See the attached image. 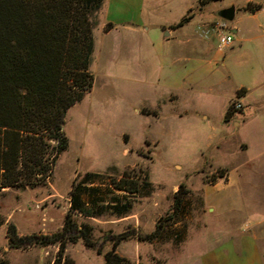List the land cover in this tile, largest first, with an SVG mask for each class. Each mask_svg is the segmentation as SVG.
Masks as SVG:
<instances>
[{
  "label": "rangeland",
  "instance_id": "374dc122",
  "mask_svg": "<svg viewBox=\"0 0 264 264\" xmlns=\"http://www.w3.org/2000/svg\"><path fill=\"white\" fill-rule=\"evenodd\" d=\"M154 1L145 6L154 9V17L178 22L197 0ZM245 1L195 6L188 14L191 17L171 35L173 39L159 48L161 73L155 74L148 67L153 61L147 59L144 77L137 68L138 37L124 41L111 35L102 41L96 28L101 5L90 18L95 41L88 70L93 81L65 113L66 148L44 183L0 189V262L55 264L59 259L60 264H104L102 255L122 235L115 252L129 264H191L204 250L198 244L203 233H215L218 225V211H205L202 189L216 180L211 177L219 170L224 143L234 146L244 136L251 152L264 140L257 141L251 98L242 99L243 91L236 96L240 87L254 96L256 75L264 69V36L259 29L264 27V0H255L262 7L257 12L237 11L226 22L229 28H238L236 34L230 33L229 45L211 35L218 52L215 63L202 61L207 59L202 48L196 46L190 53L179 42L190 38L198 45L205 40L197 35L199 24L218 22L221 10ZM247 99L249 105L243 106ZM235 102L241 109L223 122L225 110ZM244 117L248 118L242 124ZM124 171L139 182L138 193L129 195L108 186V179H118ZM86 173L99 174L89 177L91 184H81L85 192L81 210L90 216H74L76 228L64 236L62 252L57 244L10 246L9 224L18 237L60 232L71 185L84 181ZM180 185L182 203L172 213L173 195ZM212 194L208 200L216 205ZM157 223L162 229L156 238L147 239ZM79 231L93 244L91 248L77 238Z\"/></svg>",
  "mask_w": 264,
  "mask_h": 264
},
{
  "label": "trees",
  "instance_id": "16d2710c",
  "mask_svg": "<svg viewBox=\"0 0 264 264\" xmlns=\"http://www.w3.org/2000/svg\"><path fill=\"white\" fill-rule=\"evenodd\" d=\"M211 1L218 0H198L197 7ZM102 4L103 0H0V189L44 183L56 158L66 148L62 131L65 113L92 85L88 70L93 49L90 18ZM260 9V4L250 2L243 8L250 14ZM189 17L185 16L174 27L181 26ZM110 27L106 24L104 30ZM242 91L237 90L236 96ZM232 112L230 105L223 122L230 119ZM98 175L86 173L81 183L73 181L60 232L18 237L9 224L10 246L18 248L25 242L57 244L58 252H62L64 236L76 228L74 216H90L81 210V195L85 193L81 184H91L89 177ZM222 175L223 170L219 169L211 178ZM108 181L113 190L129 195L140 189L139 182L125 171L118 179ZM181 187L173 195L172 213L182 203ZM161 229L157 223L147 239L156 238ZM77 238L85 247L93 246L80 231ZM123 238L116 237L102 255L104 264H129L115 252L117 242ZM55 264H60L59 259Z\"/></svg>",
  "mask_w": 264,
  "mask_h": 264
},
{
  "label": "crops",
  "instance_id": "0c3cea01",
  "mask_svg": "<svg viewBox=\"0 0 264 264\" xmlns=\"http://www.w3.org/2000/svg\"><path fill=\"white\" fill-rule=\"evenodd\" d=\"M154 2V0H103L100 20L96 26L101 32L102 41L103 38L111 35L124 41H132L138 37L140 48L137 68L141 71L142 77L146 74L147 59L153 61L148 67L155 74L161 73L163 64L159 48L173 39L171 35L177 33V30L183 26L174 27L181 19L175 22L166 16L154 17V9L151 6L147 9L145 7L147 3L154 4ZM197 2L198 0L195 6ZM248 2L258 4L260 1L246 0L244 4L234 5V16L237 11L246 12L243 8ZM194 7L188 8L183 17L187 16ZM106 24L111 25L108 30H104ZM259 29L264 36V27L260 26ZM229 31L236 34L238 28L232 26ZM93 34L94 30L92 31L94 49ZM213 40L210 36L198 45H194L190 38H185L179 43L189 49L190 53H193L196 46L198 49L202 48L203 54L207 56V59L202 61L205 64H212L218 58V52L212 44ZM182 77V74L178 75L177 80ZM256 81L258 85L254 96L250 95L251 90L248 88L240 87L237 90L243 89L242 99L251 98L254 108L252 118L256 120L259 128L258 141L259 138L264 139V69L257 73ZM242 104L249 105L248 99L242 101ZM247 118L244 117L241 123L243 124ZM258 145V149L249 152L251 144L244 136L239 137L234 146L224 143L222 161L216 166L223 170V175L217 177L212 185H204L202 189V201L206 213L215 214L218 211L216 232L203 233L198 244L204 247V250L196 254L194 260L189 263L264 264V140ZM212 193L217 197V206L215 204L212 206L208 200Z\"/></svg>",
  "mask_w": 264,
  "mask_h": 264
},
{
  "label": "built area",
  "instance_id": "2783aa9c",
  "mask_svg": "<svg viewBox=\"0 0 264 264\" xmlns=\"http://www.w3.org/2000/svg\"><path fill=\"white\" fill-rule=\"evenodd\" d=\"M230 28L227 26L226 21L220 20L218 22L201 23L197 26V35L201 39H208L211 35L216 34L218 41L222 45H229L231 43ZM234 112L241 109L240 102H235L232 105Z\"/></svg>",
  "mask_w": 264,
  "mask_h": 264
},
{
  "label": "water",
  "instance_id": "95a60500",
  "mask_svg": "<svg viewBox=\"0 0 264 264\" xmlns=\"http://www.w3.org/2000/svg\"><path fill=\"white\" fill-rule=\"evenodd\" d=\"M233 16H234V8H233V6H229V7L225 8V9L221 10L218 13V17L221 20H224L226 22L232 21Z\"/></svg>",
  "mask_w": 264,
  "mask_h": 264
}]
</instances>
